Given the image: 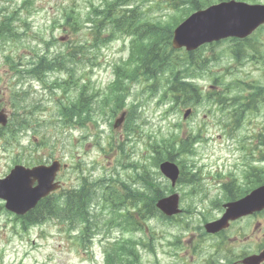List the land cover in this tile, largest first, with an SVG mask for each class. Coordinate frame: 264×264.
<instances>
[{
    "label": "rangeland",
    "instance_id": "rangeland-1",
    "mask_svg": "<svg viewBox=\"0 0 264 264\" xmlns=\"http://www.w3.org/2000/svg\"><path fill=\"white\" fill-rule=\"evenodd\" d=\"M244 1L251 3L252 0ZM259 2L264 3V0ZM108 4L112 5L110 10H107ZM92 5L101 13L102 19L106 18L110 11L114 12L109 25L104 21L108 28L102 29L101 32L102 38H105L106 33V39L112 37L99 49H93L90 45L91 24L87 21ZM187 7L185 0H177L175 3L168 0H0V19L8 17V21H12L8 25L14 32L9 33L11 39L2 40L0 43V106L6 105L11 116L7 127L0 126V178L16 164L32 166L61 159L68 165L60 174L61 192L78 188L81 184V173L89 179L105 176V193L108 191L106 201L114 205L115 210L118 208L117 210L122 211L121 208L124 209L127 203H132L127 200H112V197L119 195L117 189L126 191L124 197L133 195L125 188V184L146 193V200L139 201V205L149 209L155 196H168L172 188L170 181L162 175L155 162L159 153L163 160L166 159L168 151L159 149L158 153L153 146V137L160 138L175 129L179 136L190 135V141L198 154L192 157L175 154V159L185 164V167H182V181L175 187V191L183 198L181 208L188 211L173 221L163 220L159 215L148 216V219L143 221L140 215L136 214L135 218L140 221L137 230L129 227L127 232H123L114 228L110 235H104L113 241L122 238L137 240L141 257L138 264H215L213 260L217 259L216 250L209 239L201 234L200 228L206 218L214 219L219 216L222 206L199 203V200L203 201L204 194L209 197V186L199 184L203 187L204 194L193 191L195 186H190V173H195V166L206 164L214 169L222 165H236V151L244 154L239 150V146L245 150V145H256L253 141L247 142L244 137L264 130L262 98L258 107L260 111L249 112L247 115L244 113L245 121H242L243 126L232 152H225L228 156L221 152L232 145L226 138L217 141L219 133H222L219 119L228 122L233 118L232 111L236 107L229 99L238 93L234 89L227 90V84L233 82L239 87L238 83L246 81L264 85V28L245 46L231 41L236 44L233 49L235 52L242 50L240 61H237L231 52L233 44L225 40L215 47L200 50L189 59L185 57V50L175 52L177 67L168 71H155L154 75L150 74L154 71L150 63L142 62L140 58L133 64L128 63L129 40H116L117 34L112 35L113 27L135 32L137 20L141 21L143 18L141 11L163 25H177ZM66 14L73 19L71 24H67V19H64ZM76 20L78 22H75ZM99 20L97 16V21ZM74 24L79 27L76 31L72 30L75 28ZM139 40L146 42L147 39L141 36ZM123 42L126 51L122 47ZM77 44H87L91 49L86 48L84 57L79 59L82 63L78 65L73 63V60H78V53L73 55L72 60L68 58L70 72L74 70L72 77L79 79L78 87L74 85L75 80L68 81L57 90L56 78L59 76L55 70L42 68L47 79L44 76L38 78L43 72L39 71L41 64L38 66L39 70L32 69L30 74L27 73L31 68L30 63L49 53V45L52 51L60 50L59 48L74 51ZM48 57L53 58L55 55ZM122 62H125L121 72V81H124L120 87L122 96L126 97L124 102L117 100L109 92V87L115 79L114 66L117 67ZM49 67L53 69V66ZM18 70L25 71L21 72L23 77L17 73ZM128 70H135L132 73L133 78L129 79ZM171 70L175 73V79L171 78ZM178 70L181 74L185 73L181 75V81L185 77L193 82L198 88L196 92L190 87L184 90L183 84L178 82ZM21 77L23 82L17 83ZM215 77H218V81ZM35 78L41 81L36 85L37 92L27 94L22 100H19L17 95L13 97L15 91L25 88L24 82ZM82 86H86L87 91L94 94L88 95L91 102L90 118L85 122L79 118L77 123L70 125L60 108L63 109L70 102H74ZM258 86L257 84L255 92L259 89ZM218 92L226 93L228 97L224 102L222 114L219 112L220 108L211 107L208 101L200 98L201 95L205 97ZM243 94L242 100L246 98L248 104L255 106L254 93L246 94L244 91ZM177 97L178 102L175 99ZM162 99L165 101L162 102ZM133 104H137L135 114H130L131 117L128 121L126 119L127 123L125 122L122 129H114L115 120ZM171 107L174 109L171 110ZM187 108H192L193 112L184 120L183 113ZM168 110L170 113L167 114ZM176 124H180L178 129ZM211 137L216 141L203 144V140ZM178 139L175 138L176 141ZM164 140L170 141L167 138ZM246 155H249L247 165H251L249 150ZM257 155L258 150L252 156L254 165ZM119 182H123L121 186ZM91 184L97 187L94 203H100L93 204L91 208L93 217L98 218L99 228L105 232L108 227H119L124 219L115 212L110 213L113 210L108 206V209L104 210L102 200L98 199L104 184L95 180ZM61 192L55 196L60 197ZM216 194L213 193L211 198L214 199ZM135 202L138 204L136 199ZM2 204L0 201V264H103L101 247L104 240L100 238L102 232L96 231L94 235V241L91 243L94 246V259H91L89 247L82 248L79 241L73 238L80 235L81 227L72 230L70 223L56 217L24 231L21 220L8 213ZM258 218L262 221L264 231V217ZM238 229H243L247 234H254L253 219L238 223L233 231ZM258 234L261 233L256 231V235ZM252 248L254 246L249 247ZM236 250L241 251L239 248ZM135 262L134 256L126 257L127 264Z\"/></svg>",
    "mask_w": 264,
    "mask_h": 264
},
{
    "label": "water",
    "instance_id": "water-1",
    "mask_svg": "<svg viewBox=\"0 0 264 264\" xmlns=\"http://www.w3.org/2000/svg\"><path fill=\"white\" fill-rule=\"evenodd\" d=\"M264 7H247L235 2L212 6L207 10L193 14L187 21L179 26L175 32L174 47H186L188 50L197 49L206 42L219 40L229 36L245 37L253 29L264 21ZM263 17V18H261ZM0 123H5L0 115ZM163 172L175 183L179 170L176 165L166 162L162 166ZM41 169L34 178L39 180V186L32 187L33 180L20 183L24 171H14L6 180L0 181V197L7 200V207L16 212H25L32 207L40 198L55 190L58 185L53 184L58 166ZM28 173V172H27ZM32 190L29 194L28 190ZM178 197L173 196L159 201L160 207L166 214L173 215L178 212ZM264 206V188L253 193L247 199L231 205L225 217L216 223L207 226L208 231L217 232L226 226L232 217L240 214H248ZM259 259L250 257L244 260L245 264H258Z\"/></svg>",
    "mask_w": 264,
    "mask_h": 264
},
{
    "label": "trees",
    "instance_id": "trees-1",
    "mask_svg": "<svg viewBox=\"0 0 264 264\" xmlns=\"http://www.w3.org/2000/svg\"><path fill=\"white\" fill-rule=\"evenodd\" d=\"M185 1L188 4V7L183 10V17L184 16H188L191 12H193L195 10H199L202 7H205V6L209 5V3H211L214 0H185ZM111 8H112V5H109L108 4L107 5V10L108 9L110 10ZM94 11H95V13L98 12L96 10H94ZM112 16H114V12L113 11H110L108 13V16L106 18H104L103 20H105L106 22H109V20H110V18ZM7 18L8 17H4V18L0 19V43H1L2 40L11 39L9 33L13 34V32H12L13 30H11L10 26L8 25V23H11V21L10 20L8 21ZM65 18L67 19V24H71L73 22V19L69 18L68 16H66ZM75 22H78V21L76 20ZM89 22H90V24L93 25V29L95 27L98 28V21H96V19L94 17H90L89 18ZM142 23L143 22H141V21L139 23L138 20H137V32L139 33V31H141V33H142L143 29L144 30H147V32H148V38L150 39V41H152V44H151V47H150L151 50L154 51L155 48H156L157 51H159V52H156V53H157V55H159V57L161 59H165L166 58V55H167V51L168 50H170L171 51V54L173 55V51L171 49V42H170L171 41V37H172V34L170 32L171 31V28L169 30V29L165 28L161 24H158V25L148 24L151 27L148 26L149 29H147L146 26H145L146 23H144V24H142ZM74 26H75V28L72 29V30L73 31H76L77 28H78V26L76 24H74ZM161 47H163V50L160 52V48ZM78 55H79V58H78L77 61H80L79 59L81 58V56L84 57V53H80ZM56 58L57 59L54 58V59H52V60L49 61L46 55H44L43 57H38L37 58V62H36L37 67L35 69L37 70L39 64H41L42 65L41 70H39V69L38 70L39 71H43L41 73H44V70L43 69L50 68L49 66L55 67L58 64V60L59 59H58V57H56ZM64 60H67V58L66 57L62 58V61H64ZM81 95H83V93ZM82 99H83V97L81 96V98L79 100H77V103H76L77 104V107H82V108H81V111H78L77 110L76 113L81 118L82 117V114L84 112H86V114L82 117V119L85 120V119L90 118V113H88V111L90 109H88L87 111H85L84 108H86V107L83 108V103L81 102ZM171 145H172L173 148H175L174 142ZM165 146H167V143H165V141H164L161 145H158L157 146V150H159L161 148H164ZM84 186H86V187L81 188L80 190H77L76 193H70L69 195H67V202L68 203L66 204L65 207L67 209H69V210H71V208H73V206L74 207H78L80 209V211L82 212V216L85 218V216L88 213L86 211V205L91 200V197H90V190H89L90 186H88V183L87 182H85V185ZM127 190L129 192H131L133 195L130 196V197H124L126 191H124L123 189H120V191H118L119 192V195L117 196V199L119 201L120 200H127L128 202H135V199H136L138 201V204L135 202L136 204H134V205H135V209L138 211L139 208H140L139 201L146 200V196H147L146 193L144 191H142L141 189H135L134 191H131L130 188H129ZM45 209H46L45 203H43V207L41 209V212L43 210H45ZM63 209H64L63 207L60 208L61 211ZM140 211H145L147 213H151V206H150V210H148V208H146V207H143ZM121 217H122V219H129V222L133 221L132 224L129 223V225L123 227L122 228L123 230H127L129 227L134 226V221L135 220H133L134 219L133 217H131V216H130V218H125L123 216H121ZM36 221L37 220H35V222ZM124 222H127V221L124 220ZM117 246L119 247L120 250L127 248L126 246H123V243L122 242H118L117 244H115L113 246V248H116ZM118 261L122 262V258L120 257L118 259ZM110 264H117V263L116 262H113V259H111L110 260ZM124 264H127V263H124Z\"/></svg>",
    "mask_w": 264,
    "mask_h": 264
},
{
    "label": "flooded vegetation",
    "instance_id": "flooded-vegetation-1",
    "mask_svg": "<svg viewBox=\"0 0 264 264\" xmlns=\"http://www.w3.org/2000/svg\"><path fill=\"white\" fill-rule=\"evenodd\" d=\"M232 200V197L229 199ZM230 242V238H221L219 240V242L217 243V249H218V254L221 255V259H220V263L221 264H235V255L233 253V250L231 248V245L228 246V243ZM262 245H264V243H256V249L255 250H259V251H255L251 254H255V253H260V250H264V247H262ZM249 254V255H251Z\"/></svg>",
    "mask_w": 264,
    "mask_h": 264
}]
</instances>
